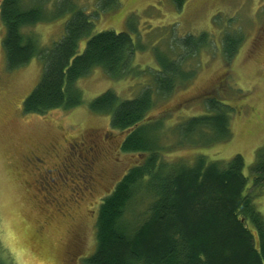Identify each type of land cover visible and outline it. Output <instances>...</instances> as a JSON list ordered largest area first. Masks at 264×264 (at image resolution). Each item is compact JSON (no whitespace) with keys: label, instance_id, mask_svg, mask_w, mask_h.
Listing matches in <instances>:
<instances>
[{"label":"rangeland","instance_id":"1","mask_svg":"<svg viewBox=\"0 0 264 264\" xmlns=\"http://www.w3.org/2000/svg\"><path fill=\"white\" fill-rule=\"evenodd\" d=\"M61 1L48 0L44 19L24 29L37 42L40 53L13 70L7 67L0 15V257L9 264H88L95 252L100 204L146 157L122 148L129 131L112 127L109 113L90 109V102L106 90L113 89L121 100L153 90L145 131L171 161L192 164L205 155L209 161L227 162L241 154L251 186V166L264 146V0H184L181 7L176 0H68L76 10L90 14L95 32L131 34L136 48L129 72L114 77L96 66L76 82L82 95L79 106L45 114L26 113L24 101L44 72L43 56L65 35L72 15L58 13ZM1 4L2 0L0 9ZM203 32L210 35V44L184 59L183 39ZM232 33L241 35L242 42L234 57L228 58L225 35ZM84 46L85 41L82 49ZM158 52L174 61L183 59L181 69L195 71L194 75L184 81L179 76L168 93L157 91ZM213 98L234 108L230 116L232 137L208 144L209 137L184 138L179 126L193 116L209 113L208 101ZM89 135L100 139L92 155H97L94 174L99 178L94 194L72 195L79 178L60 183V199L56 196L59 202H54L44 194V183L43 194L40 192L26 156L44 153L46 162L57 164L66 151H73L69 140ZM80 156L81 152L75 165L81 172ZM73 171L71 175L76 174L75 168ZM153 200L147 189L139 192L125 213L127 224L132 226L143 216ZM254 201L264 214V190Z\"/></svg>","mask_w":264,"mask_h":264},{"label":"trees","instance_id":"2","mask_svg":"<svg viewBox=\"0 0 264 264\" xmlns=\"http://www.w3.org/2000/svg\"><path fill=\"white\" fill-rule=\"evenodd\" d=\"M67 1L62 0L58 7L60 14L72 13L65 35L45 52L41 80L23 104L26 113L45 114L79 106L82 95L76 82L96 66L114 77L129 72L136 48L131 34L115 30L95 32L90 14L76 10ZM47 2L2 0L0 15L8 69H17L39 55L37 42L24 29L44 19ZM183 2L176 0L179 7ZM241 42L242 36L237 33L225 35L228 58L234 57ZM182 43L185 59L210 44V35H189ZM158 55L161 67L156 71L155 83L162 94L173 89L179 76L184 81L194 75L195 71L181 69L183 59L174 61L168 55ZM153 93L148 88L136 98L121 100L109 89L89 104L93 111L109 113L112 127L129 131L124 150L146 157L123 176L100 204L97 248L87 263L264 264V214L254 201L264 190V146L258 149L251 166V186L241 154L227 162L209 161L205 155L192 164L171 161L145 131ZM207 106L209 113L193 116L179 126L184 138L192 141L197 136L209 137L207 144L229 140L233 106L216 98L210 99ZM146 189L154 200L147 212L129 226L124 218L127 208ZM0 264L9 263L0 257Z\"/></svg>","mask_w":264,"mask_h":264},{"label":"flooded vegetation","instance_id":"3","mask_svg":"<svg viewBox=\"0 0 264 264\" xmlns=\"http://www.w3.org/2000/svg\"><path fill=\"white\" fill-rule=\"evenodd\" d=\"M264 30V29H263ZM104 140V139H103ZM102 141V139H101ZM100 142L99 137L91 138L90 135L88 137L77 138L73 137L68 141V146L73 150L69 152L68 147L66 151V155L60 158L57 164L46 162L45 155L32 153L26 156L27 164L32 169L35 181L37 183L38 188L41 190V186L43 183L46 186L44 194L53 199L54 202H59L60 193H59V184H67V182L78 180L81 178L80 183L75 188L72 195L78 197H85L87 195H93L96 186L98 185V175L94 174L95 166L97 163V155L92 156L95 153V149L98 148V144ZM81 152L80 156V169L76 167L75 163L79 164L78 153ZM84 152H85V160H84ZM92 156V157H91ZM75 160V162H74ZM74 168L76 169V174L71 175L70 173H74ZM100 176L102 174L98 173ZM66 176V177H65ZM67 178V179H66ZM98 181V182H97ZM39 190V191H40ZM43 192V189L40 191ZM43 194V193H42ZM44 196V195H43ZM59 196V199L56 197ZM45 197V196H44ZM58 199V200H57Z\"/></svg>","mask_w":264,"mask_h":264}]
</instances>
